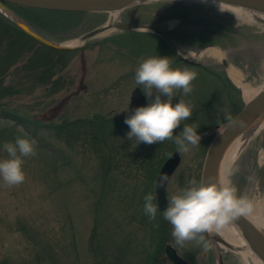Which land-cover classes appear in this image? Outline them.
<instances>
[{"label": "rangeland", "instance_id": "obj_1", "mask_svg": "<svg viewBox=\"0 0 264 264\" xmlns=\"http://www.w3.org/2000/svg\"><path fill=\"white\" fill-rule=\"evenodd\" d=\"M20 12L43 35L63 43L109 21L147 23L169 30L179 52L195 54L188 59L197 64L178 58L174 48L147 31L112 28L78 49L60 51L0 25V159L7 157L3 145L17 136L27 133L37 141L36 154L25 158L24 182L10 187L0 178V264H173L165 255L168 243L191 264H218L206 234L207 251L195 241L178 245L164 210L157 209L154 219L145 213V196L153 194L159 170L178 148L173 140L136 145L127 137L125 118L131 115L135 87L142 88L148 102L152 99L147 88L135 83L143 59L169 56L171 67L195 70L192 91L174 93V103L184 99L193 105L192 116L174 136L195 122L202 139L199 147L181 152L167 185L168 201L192 179L201 181L212 136L247 101L228 69H238L244 83L257 91L264 87V18L242 22L219 5L193 0H146L113 20L107 12ZM193 12L240 30L232 34L191 22L186 15ZM214 47L221 57L210 54ZM99 115L107 118L105 132L97 122H90V132L79 128L82 120L95 121ZM63 124H70L67 133L56 127ZM257 129L245 138L223 179L235 184L248 206L260 205L264 213V128ZM223 255L224 264H244L232 250Z\"/></svg>", "mask_w": 264, "mask_h": 264}, {"label": "clouds", "instance_id": "obj_2", "mask_svg": "<svg viewBox=\"0 0 264 264\" xmlns=\"http://www.w3.org/2000/svg\"><path fill=\"white\" fill-rule=\"evenodd\" d=\"M171 64L169 56L157 55L143 59L137 67L135 83L147 88L148 96L152 99L146 106L136 107L125 118V123L130 127L127 137L129 140L134 138L136 145L141 142L152 144L173 140L179 151L187 153L200 146L202 135L197 132L199 124L194 122L184 124L180 134L174 136V130L182 121L192 116L193 109L192 103L184 99L174 103V93L182 90L184 95L189 94L197 72L187 66L173 68ZM225 118L232 120L231 116ZM36 143L34 138L24 133L23 136H17L14 142L3 145L7 157L0 159V178L7 186L24 182L25 158L36 154ZM167 180V176L162 175L160 185L163 186ZM144 199V211L154 219L157 212V207L153 204L154 196L148 194ZM247 210V197L238 194V189L231 180L205 182L192 179L188 187L179 189L171 196L163 216L171 224V235L178 245L195 241L207 251L210 245L205 241L204 234L222 230Z\"/></svg>", "mask_w": 264, "mask_h": 264}, {"label": "water", "instance_id": "obj_3", "mask_svg": "<svg viewBox=\"0 0 264 264\" xmlns=\"http://www.w3.org/2000/svg\"><path fill=\"white\" fill-rule=\"evenodd\" d=\"M146 0H0V12L6 17L12 20L22 31H24L29 37L36 40L40 44H43L49 48H53L60 51H70L78 49L83 46V44L69 46L63 42L52 40L36 29H34L24 18H22L14 9H12L9 4H15L24 7L53 10V11H66V12H100V13H112L118 12L121 14L125 9L130 8L136 4L144 2ZM211 1L214 3L228 4L232 6L243 7L248 10L259 12L264 14V0H204ZM188 18L197 24L205 25L212 28H217L224 30L229 33H237L239 31L238 26H233L200 13H189ZM117 28L121 31L130 30H141L156 32L164 37H166L172 44L173 48L184 60L190 61L187 57L181 54L178 47L168 38L167 34L150 24L133 22V21H122V22H112L109 21L107 24L100 28H95L90 32H87L81 38L84 43L111 28ZM228 66V62L224 61ZM148 103V98L143 92L141 87H136L131 93V101L129 105V111L132 114L134 109L139 106H146ZM264 119V87L258 92L254 98L245 102L243 108L232 118L231 121H227L219 128L207 148L205 155L201 181H218L222 179L220 168L223 157L236 137L240 134L247 132L248 130L256 127ZM181 161V151L177 149L168 159L164 162L156 182V197L158 202V207L161 210H165L168 206L167 199V185L172 178L173 173L179 166ZM164 175L167 176L168 180L163 186L160 185V177ZM261 183H264V170L261 173ZM232 222L241 230L244 238L249 244L252 251L264 262V231L260 229L250 218L245 214H241ZM212 244L217 242H222L228 248H231L230 244L221 236L217 234L205 233ZM217 263L224 264L223 251L216 249ZM166 256L169 261L173 264H191L188 260L183 258L176 248L170 243L166 246ZM161 264H166V260H162Z\"/></svg>", "mask_w": 264, "mask_h": 264}, {"label": "bare ground", "instance_id": "obj_4", "mask_svg": "<svg viewBox=\"0 0 264 264\" xmlns=\"http://www.w3.org/2000/svg\"><path fill=\"white\" fill-rule=\"evenodd\" d=\"M192 1V0H189ZM193 1H201V2H209L214 3L211 1H204V0H193ZM216 5H219V7L222 10H228L231 12H234L240 19H242V22H254L256 19L264 18V14H261L259 12H255L252 10H248L243 7L238 6H232L228 4H222V3H214ZM118 17V12H112L111 13V19ZM114 22V21H113ZM106 33V32H104ZM84 41L82 38L71 40L66 42V45L69 46H75L83 44ZM210 54L215 57H221L222 53L217 48H211ZM195 54L188 53L185 55V57H194ZM229 75L232 78L234 82L238 84L240 87L245 99L248 101L254 96L258 94L259 91L254 89L253 86L250 84L244 83L242 73L236 69L235 67H230L228 69ZM262 129L264 128V119L260 121L256 127L248 130L247 132L240 134L238 137L234 139V141L230 144L228 147L220 168V173L222 176V179L224 177V174L229 167V165L233 162V160L236 158L238 153L241 151V149L244 147L245 138L250 137L254 131L255 128ZM257 129V130H258ZM248 218H250L260 229L264 231V213L262 211V207L260 208V205H249L248 210L244 213ZM213 234H217L221 237H223L231 246V248H228L224 243L217 242L215 244V247L219 251H226L232 250L234 251L240 259L244 262V264H264V262L252 251L249 244L247 243L246 239L244 238L241 230L232 222L230 221L222 230L218 232H213Z\"/></svg>", "mask_w": 264, "mask_h": 264}, {"label": "trees", "instance_id": "obj_5", "mask_svg": "<svg viewBox=\"0 0 264 264\" xmlns=\"http://www.w3.org/2000/svg\"><path fill=\"white\" fill-rule=\"evenodd\" d=\"M9 6L14 9L22 18L26 19L30 25L35 28L38 32L41 33V31H39V29L37 28V23L36 22H33V20L27 16V14H24L21 11V9H26V10H29V9H32V10H36V11H53V10H44V9H36V8H30V7H24V6H19V5H15V4H9ZM186 17L188 18V14L186 15ZM189 19V18H188ZM190 20V19H189ZM191 21V20H190ZM192 22V21H191ZM0 25H3V28L4 30H9V29H12V28H15V29H19L21 30L12 20H10L9 18H7L6 16H4L1 12H0ZM22 31V30H21ZM24 32V31H22ZM239 32V31H238ZM237 32V33H238ZM25 33V32H24ZM229 33V32H228ZM26 34V33H25ZM233 34V33H232ZM236 34V33H234ZM174 41H176L174 38H173ZM178 58H180L178 56ZM202 66V65H200ZM204 69L208 70L207 67L205 66H202ZM210 68V67H209ZM242 108H240L238 111L236 110V113H238ZM18 122H20L22 119L20 117H18ZM98 119V120H97ZM95 119V121H90V120H82V122H84L83 125L79 126L80 129L84 130L83 132L85 131H89L90 132V122H97L98 124V130H103V132H105L106 128L108 127L107 126V118L106 117H99ZM77 122H80V121H77ZM76 123V122H75ZM94 124V123H93ZM109 124V122H108ZM70 124H63V125H58L56 127H59L62 129V133H67L68 129H70L69 127ZM95 125V124H94ZM80 133L82 134V132L80 131ZM103 135V134H102ZM213 137V136H212ZM212 139V138H211ZM95 233H98L97 232V228H94ZM161 245L157 246V248L159 249ZM153 255L155 256V258L157 257L156 255V252L153 253Z\"/></svg>", "mask_w": 264, "mask_h": 264}, {"label": "flooded vegetation", "instance_id": "obj_6", "mask_svg": "<svg viewBox=\"0 0 264 264\" xmlns=\"http://www.w3.org/2000/svg\"><path fill=\"white\" fill-rule=\"evenodd\" d=\"M183 20V19H182ZM201 25V24H200ZM155 27V26H154ZM159 29H161V28H159ZM161 30H163L166 34H167V36H168V38L169 39H171L172 40V42L174 43V44H176L175 42H174V40H173V36H171V33L169 32V30H166V29H161ZM121 31V30H120ZM130 31H135V30H130ZM130 31H121V32H130ZM150 33H152V34H155V35H158V36H160L167 44H169L172 48H173V46H172V44L169 42V40L166 38V37H164V36H162V35H160V34H158V33H156V32H150ZM86 43V42H85ZM84 43V44H85ZM83 44V45H84ZM176 51V50H175ZM176 54H177V52H176ZM177 56H178V54H177ZM180 57V56H179ZM182 59V58H181ZM183 61H186V62H188L187 60H184V59H182ZM192 63H194V64H197V63H195V62H192ZM222 63H224L225 64V62H222ZM200 65H202L201 63H200ZM203 66V65H202ZM205 67V66H204ZM207 67V66H206ZM207 69L208 70H210L211 72H214L211 68H209V67H207ZM136 88V87H135ZM99 117H102V116H100L99 115ZM160 171V170H159ZM159 174V173H158ZM158 177V176H157ZM157 177H156V180L154 181L155 183H154V187H153V196H154V200H155V202L157 203V197H156V181H157ZM152 191V190H151ZM168 203H169V201H168Z\"/></svg>", "mask_w": 264, "mask_h": 264}]
</instances>
